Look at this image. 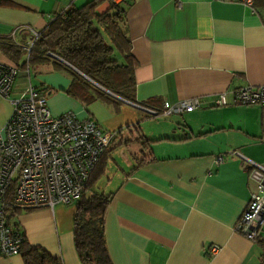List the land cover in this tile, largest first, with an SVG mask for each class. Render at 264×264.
<instances>
[{"label":"crops","instance_id":"crops-1","mask_svg":"<svg viewBox=\"0 0 264 264\" xmlns=\"http://www.w3.org/2000/svg\"><path fill=\"white\" fill-rule=\"evenodd\" d=\"M7 1L0 7V41L22 50L20 62L50 17L92 0ZM257 1L113 0L126 7L134 103L68 93L70 76L53 73L51 64L17 66L9 99L0 96V131L9 101L30 85L47 91L52 115L71 111L115 133L92 173V189L110 194L104 238L112 264H264V221L258 241L234 229L255 186L248 165L264 167V105L232 103L238 88L264 85V4ZM111 5L102 0L96 12ZM0 61L15 64L1 51ZM220 94L227 104L213 105ZM194 99L201 105L190 112L149 114L163 101ZM217 155L223 162H214ZM74 213L75 202L18 210L10 221L31 247L62 264H81ZM212 245L219 247L214 255ZM0 264L24 263L14 254L0 255Z\"/></svg>","mask_w":264,"mask_h":264},{"label":"built area","instance_id":"built-area-1","mask_svg":"<svg viewBox=\"0 0 264 264\" xmlns=\"http://www.w3.org/2000/svg\"><path fill=\"white\" fill-rule=\"evenodd\" d=\"M109 1L114 4L113 0ZM243 2L252 4V0ZM53 19L54 16L50 17L49 22ZM31 44L26 48L27 54ZM18 73L16 65L0 61L1 97L9 99ZM47 96L46 90L28 85L18 98L9 101L11 112L0 131L1 256L19 254L23 240L5 224V197L10 186H13L11 207L17 210L74 203L115 136L90 117L78 119L71 111L52 115L47 107ZM212 103L223 106L227 101L224 94H220ZM232 103L264 105V85L238 88L233 92ZM200 105L198 99L174 105L163 101L159 111L150 110L149 114L165 117L190 112ZM223 160V155H217L214 162L219 164ZM247 174L255 181V186L234 229L247 239L258 241L264 221V167L251 163ZM218 249L212 245L209 253L214 255Z\"/></svg>","mask_w":264,"mask_h":264},{"label":"trees","instance_id":"trees-1","mask_svg":"<svg viewBox=\"0 0 264 264\" xmlns=\"http://www.w3.org/2000/svg\"><path fill=\"white\" fill-rule=\"evenodd\" d=\"M101 1L92 0L80 8H67L56 14L33 38L26 61L19 62L22 50L15 45L0 41V51L14 61V65L22 68L51 64L55 69L68 73L71 81L68 93L83 97L86 101L99 98L118 103V99L99 88L101 87L120 99L134 103L132 95L135 63L130 54L126 7L119 3L113 4L106 12L98 14L96 7ZM258 3L264 4V0L253 4L256 6ZM9 5V1L0 0V7ZM87 88L91 92L85 94L83 91ZM144 140L146 141L145 138ZM95 168L75 202L73 244L81 264H112L104 238V215L110 194L92 189V182L95 180L92 173ZM12 191L11 185L5 197V224L23 238L19 247L23 263L62 264L60 259L41 248L31 247L18 224L10 221L11 216L18 211L11 207Z\"/></svg>","mask_w":264,"mask_h":264},{"label":"rangeland","instance_id":"rangeland-1","mask_svg":"<svg viewBox=\"0 0 264 264\" xmlns=\"http://www.w3.org/2000/svg\"><path fill=\"white\" fill-rule=\"evenodd\" d=\"M30 72L32 73L31 74V77L33 76V78H36L37 76H34L35 75V73H36V71H35V69H33V68H31L30 69ZM52 72L53 73H62V75H65V77L67 78V79H69V74L68 73H66V72H61V71H58V70H54V69H52ZM101 181V180H100ZM100 181H99V183H100Z\"/></svg>","mask_w":264,"mask_h":264},{"label":"water","instance_id":"water-1","mask_svg":"<svg viewBox=\"0 0 264 264\" xmlns=\"http://www.w3.org/2000/svg\"><path fill=\"white\" fill-rule=\"evenodd\" d=\"M66 65H68L70 68H72L73 70H75L72 66H70L69 64H67V63H65ZM75 71H77V70H75ZM78 72V71H77ZM79 74H81L80 72H78ZM85 79H87L88 81H90L91 83H93L90 79H88L86 76H84L83 74H81ZM94 85H96V84H94ZM97 86V85H96ZM97 87H99V86H97ZM100 89H102L103 91H105L106 93H108V94H110L111 96H113V97H116V98H118L117 96H115V95H113L112 93H110V92H108L107 90H105V89H103V88H101V87H99Z\"/></svg>","mask_w":264,"mask_h":264}]
</instances>
